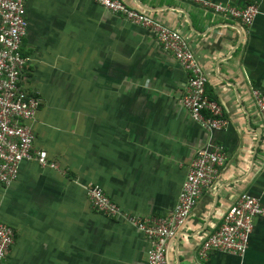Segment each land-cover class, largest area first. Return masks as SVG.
I'll return each mask as SVG.
<instances>
[{
  "label": "crops",
  "instance_id": "0c3cea01",
  "mask_svg": "<svg viewBox=\"0 0 264 264\" xmlns=\"http://www.w3.org/2000/svg\"><path fill=\"white\" fill-rule=\"evenodd\" d=\"M177 30L207 81L226 125L206 131L179 102L186 73L153 34L91 0H26V64L19 84L36 93L33 149L57 168L18 164L0 184V221L13 241L2 264H145L151 241L94 211L86 187L120 208L164 215L196 150L226 157L165 248L166 264H264V218L242 256L197 249L244 192L264 202V130L250 88L264 86V0H211L258 12L249 26L186 0H122Z\"/></svg>",
  "mask_w": 264,
  "mask_h": 264
},
{
  "label": "built area",
  "instance_id": "2783aa9c",
  "mask_svg": "<svg viewBox=\"0 0 264 264\" xmlns=\"http://www.w3.org/2000/svg\"><path fill=\"white\" fill-rule=\"evenodd\" d=\"M26 0H0V184L10 185L17 176L18 164L35 161L41 167L56 169L45 151L34 150V135L29 125L39 105L36 93L24 89L20 75L26 58L21 41L26 33ZM110 13L149 30L157 44L169 52L186 73V82L179 102L190 116L206 131L226 125L219 104L205 92L207 81L188 43L175 29L168 27L145 12L126 5L122 0H91ZM216 15L252 24L258 9L254 2L243 6L211 0H186ZM250 95L264 130V86L251 87ZM223 146L212 145L196 150L188 163L173 208L164 215L139 216L123 210L109 199L97 185L86 187L90 207L110 219L122 220L151 241L145 264H166L168 240L185 223L202 190L209 187L223 164ZM255 218H264V202L247 193H240L226 209L217 228L200 243L197 256L206 259L211 252H226L242 256ZM13 241L12 228L0 221V264Z\"/></svg>",
  "mask_w": 264,
  "mask_h": 264
}]
</instances>
